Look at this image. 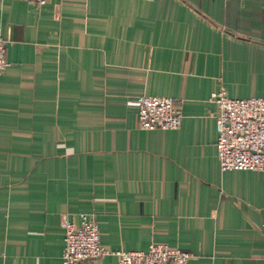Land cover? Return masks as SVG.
Returning <instances> with one entry per match:
<instances>
[{
    "label": "crops",
    "instance_id": "obj_1",
    "mask_svg": "<svg viewBox=\"0 0 264 264\" xmlns=\"http://www.w3.org/2000/svg\"><path fill=\"white\" fill-rule=\"evenodd\" d=\"M0 264H61L66 221L106 249L264 264V172L222 171L213 93L264 98V0H0ZM174 98L175 130L137 97Z\"/></svg>",
    "mask_w": 264,
    "mask_h": 264
},
{
    "label": "built area",
    "instance_id": "obj_2",
    "mask_svg": "<svg viewBox=\"0 0 264 264\" xmlns=\"http://www.w3.org/2000/svg\"><path fill=\"white\" fill-rule=\"evenodd\" d=\"M32 1L42 5L48 0ZM6 46L7 41L0 37V75L10 66ZM211 101L218 107L216 148L221 170L264 172V98H231L221 90L212 94ZM136 104L140 129L175 130L182 123V107L174 98L141 94ZM64 229L61 264H86L107 252L94 215L80 213L78 220L66 221ZM111 253L119 256V264H188L192 256L166 244Z\"/></svg>",
    "mask_w": 264,
    "mask_h": 264
}]
</instances>
